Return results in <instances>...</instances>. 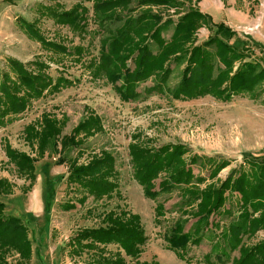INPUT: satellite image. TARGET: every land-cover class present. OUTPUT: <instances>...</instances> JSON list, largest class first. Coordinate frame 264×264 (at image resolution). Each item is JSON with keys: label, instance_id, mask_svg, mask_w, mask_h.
<instances>
[{"label": "trees", "instance_id": "1", "mask_svg": "<svg viewBox=\"0 0 264 264\" xmlns=\"http://www.w3.org/2000/svg\"><path fill=\"white\" fill-rule=\"evenodd\" d=\"M201 0H79L67 9L60 4H42V17L57 25L67 26L81 39L89 31L90 10L84 2L93 3V19L99 37V56L85 61V68L93 78L105 77L123 102L135 98L136 90L143 81L151 78L152 84L145 90L148 94L168 95L176 100H191L207 95L221 101H230L237 95L259 97L264 85V67L252 60L254 50L244 40L236 37V31L225 22L216 23L213 17L198 7ZM190 5L185 7V3ZM154 6L163 8L156 10ZM175 8L174 18L168 9ZM184 9V10H183ZM186 9V10H185ZM19 26L32 40L39 42L44 50L57 55L75 58L83 51L81 44L67 45L65 42L47 38L38 22L18 17ZM205 27L208 38L198 43V31ZM172 28L169 38L165 33ZM242 44V45H241ZM258 46V43L255 42ZM6 67L0 74V127L10 124L27 111L33 101L47 93H57L73 83L64 75L56 79L49 72L50 65L36 58L23 62L16 57H7ZM172 62L183 66L181 76L174 87L169 85L173 74ZM67 118L45 112L40 124H28L24 139L36 157L5 143L6 154L19 174L30 180L24 189L32 188L36 177L35 164L45 157L52 140L59 139L62 153L71 147H80L104 130L103 118L95 111L61 137ZM7 142V141H6ZM133 168V177L144 188L147 198L155 199L160 193L179 188L182 192L177 204L182 216L165 236L168 248L180 259L190 245H200L206 229L210 226L220 230L210 251L205 255L206 264H264V240L248 247L245 238L264 230V152L250 153L242 163L233 167L226 178L200 184L204 176L189 175L195 182L186 184L190 165L200 164L210 169V177L218 173L231 161L217 156L192 153L184 143L153 145L144 142L140 134L134 135L128 145ZM65 162L61 157L58 163ZM69 174L68 185H78L94 200L112 197L119 193L118 170L114 154L103 150L93 155L88 162L77 159L66 160ZM165 174L166 182L160 191L154 180ZM16 185L8 178L0 177V196L14 193ZM236 195L238 215L225 209L229 194ZM6 204L0 199V264L6 260L7 251L20 255V264L32 259L33 244L29 228L20 216L7 214ZM162 206L156 207V219ZM215 216V219L212 218ZM228 216L231 220L221 226L216 217ZM189 217L193 222L189 228ZM148 241L141 216L124 210H111L101 214L98 227L80 229L70 240L71 251L81 255L85 249L93 250L117 244L127 256L137 258L142 246ZM240 257H233L235 251ZM95 264H127L121 251L114 255L101 256Z\"/></svg>", "mask_w": 264, "mask_h": 264}, {"label": "rangeland", "instance_id": "2", "mask_svg": "<svg viewBox=\"0 0 264 264\" xmlns=\"http://www.w3.org/2000/svg\"><path fill=\"white\" fill-rule=\"evenodd\" d=\"M78 1L0 0V74L6 67L9 56L23 62L40 58L50 65L49 72L54 79L64 75L73 81L59 92L47 93L43 98L33 101L31 107L16 120L0 127V177L8 178L16 185L13 194L1 195L0 199L6 204L7 214L15 210L13 213L20 216L27 224L29 238L33 240V253L34 245L38 248L42 247L39 259L38 257L33 259L32 254V259L23 264H95V259L101 256V252L111 256L118 251H121L126 258L125 252L113 243L93 250L85 249L81 255L73 254L69 245L71 238L80 229L98 227L101 224V214L111 210L139 214L148 235V241L142 246L141 255L137 257V261L142 258L143 263L130 264H206L205 255L210 251L220 230L211 226L206 229L201 244L190 245L184 253L183 260L175 251L168 248L165 236L170 228L178 219L188 218L181 215L177 205L181 200L182 192L179 188H174L160 193L155 199L145 197L143 186L133 177L128 145L132 137L137 134L141 135L144 142L157 146L184 143L190 147L192 153L217 156L231 161L230 165L222 169L216 177H210L208 167L203 168L200 164L190 165L186 184L195 182V179H189L188 176L191 174L206 177V180L200 184L201 187L218 179H224L229 171L242 163L250 153L258 156L264 152V139L260 138L264 135V113L261 111L264 107V85L260 87L257 99L251 98L250 95H237L230 101H221L207 95L191 100H176L168 95L148 94L145 89L152 84L151 78H148L136 90L132 101L123 102L105 77L93 78L84 65L85 61L99 56V37L93 35L96 29L93 3L84 2L90 10L91 33L83 39L75 36L67 26L57 25L53 20L42 17L39 11L42 4H60L69 9ZM207 1L201 0L197 4L203 12L207 10ZM215 1L225 9L231 7V4H227V0ZM249 1L242 4L238 0L235 4L236 10L248 11L254 18L253 21L248 22L250 24L261 16L264 25V1ZM189 5L190 3H185L186 8ZM154 8L163 9L156 6ZM168 11L174 18L179 16L175 14V8H170ZM20 16L29 21L36 20L47 38L65 42L67 45L81 44L84 49L79 60L44 50L39 42L30 39L19 26ZM223 16L227 22L230 20L228 16ZM227 24L232 27L233 23ZM233 26L236 31L233 42L238 39L244 40L252 50H256L258 47L254 40L256 33L242 36L243 34L238 33V30L245 25H241L240 28ZM201 29L197 35L198 43L205 41L210 34L205 27ZM171 33L172 28L165 33V36L169 38ZM251 59L259 61L264 67V63L257 59L255 52ZM172 68L173 74L169 85L174 87L180 79L183 66H176L172 62ZM90 111H95L103 118L104 130L89 138L82 146L65 149L62 153H60V138L52 140L45 157L35 164L37 175L33 180L32 188L24 193L30 180L22 177L14 163L10 162L5 143L36 157V153L24 139V130L28 124H40L45 112L54 114L60 119L67 118L62 137L70 134L76 124ZM248 146L252 148L250 153L243 151ZM103 150L111 152L116 158L119 193L101 200L89 197L85 202H81L86 192L78 185H68L69 169L66 160L77 159L79 162H88L93 155ZM60 155L65 160L62 164L58 163ZM165 177V174H161L154 180L160 191L166 182ZM21 199H26L25 205L20 201ZM158 205L162 206L163 215L156 219ZM224 208L232 210L234 216L238 215L236 195L229 194ZM212 218L215 219V216ZM189 219L187 228L193 222L192 217ZM230 220L228 216L216 217V222L221 226ZM262 240H264V230L247 236L244 246L251 247ZM233 257L238 259L240 251H235ZM130 258L131 256H127L128 261L135 259ZM6 260L10 264H20V255L15 251H7Z\"/></svg>", "mask_w": 264, "mask_h": 264}, {"label": "crops", "instance_id": "3", "mask_svg": "<svg viewBox=\"0 0 264 264\" xmlns=\"http://www.w3.org/2000/svg\"><path fill=\"white\" fill-rule=\"evenodd\" d=\"M237 1L238 0H227V4L228 5L231 4V7H228L225 9L223 6H220L215 0H208L207 5H206L207 10L205 12L210 14L213 17L214 22H216V23L225 22L227 24L228 22H231V24L233 23L232 27H234L233 25H235L236 28H240L241 25L250 24L248 22L253 21L254 18L251 17V15L248 11L238 12L235 8V4L237 3ZM239 1H241L242 4H245V3H248L249 0H239ZM261 1H264V0H261ZM223 15L228 16L230 18V20L227 22V19ZM201 30H203V28ZM254 37H255L254 38L255 42L258 43V47L256 50H254V52L256 53L257 59L264 63V25L260 29V31L255 34ZM261 111L264 113V107L262 108ZM260 135H261V133H260ZM260 138L264 139V135H261ZM263 145H264V141H263ZM250 149H252V148L250 146H248L243 151L250 153V152H252ZM25 200L26 199L20 200L21 202H23V205H25V203H24V202H26ZM13 212H15V210L10 211L9 214L15 215ZM40 249H42V247L38 248L37 245H34L33 259L34 258L36 259L37 257L39 259ZM137 259L138 258H135V259L132 258V261H130V260L128 261L127 256H126L127 263H129V264L135 263V262L143 263V260H141L142 258H139L140 261H137ZM53 264H55V263H53Z\"/></svg>", "mask_w": 264, "mask_h": 264}, {"label": "built area", "instance_id": "4", "mask_svg": "<svg viewBox=\"0 0 264 264\" xmlns=\"http://www.w3.org/2000/svg\"><path fill=\"white\" fill-rule=\"evenodd\" d=\"M262 27H263V20L262 17L259 16L256 18V22H253L248 26L245 25L240 30H238V33L243 34L242 36L252 35L259 32Z\"/></svg>", "mask_w": 264, "mask_h": 264}]
</instances>
